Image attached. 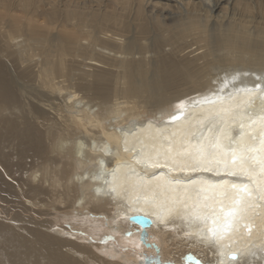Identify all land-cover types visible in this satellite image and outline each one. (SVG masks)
<instances>
[{"label":"bare ground","instance_id":"bare-ground-1","mask_svg":"<svg viewBox=\"0 0 264 264\" xmlns=\"http://www.w3.org/2000/svg\"><path fill=\"white\" fill-rule=\"evenodd\" d=\"M81 1L0 0V264H264V204L219 244L179 214L160 223L161 202L196 196L168 177L213 178L170 171L174 139L213 125V136L236 138L242 122L264 136V100L239 91L255 76L222 90L225 78L264 72V23H224L213 0H197L202 14L192 0ZM188 37L200 44L190 49ZM102 212L109 236L134 232L116 236L124 251L88 238L85 222L101 224L78 216ZM135 214L152 220L143 238Z\"/></svg>","mask_w":264,"mask_h":264},{"label":"snow or ice","instance_id":"snow-or-ice-1","mask_svg":"<svg viewBox=\"0 0 264 264\" xmlns=\"http://www.w3.org/2000/svg\"><path fill=\"white\" fill-rule=\"evenodd\" d=\"M251 76H255L258 81L255 87L239 91L245 93L249 102L258 95L264 100V72L259 75L251 72L237 73L232 76L231 81L225 78L222 90L231 82L242 81V78L246 80ZM215 118L210 117L209 123ZM261 119L264 120V117ZM255 123L256 121L251 122ZM251 124L248 125L249 128ZM206 126L201 122V128ZM214 128L215 125L209 128L207 135L202 131H188L170 143L167 155L174 162L170 171L212 173L213 178L205 179L197 185V181L191 180L190 175L183 178L168 177L167 185L178 186L182 180L195 185L196 196L195 199L191 195L179 199L172 197L161 202L160 223L163 224L169 217L179 214L190 228L198 226L196 236L210 244H219L233 230H239L250 210L264 204V136L257 142L256 136L245 131L246 125L243 122L239 125L240 134L236 138H233L231 130L227 134L221 132L213 136ZM110 191L116 192V188L112 187ZM171 191H176V188H171ZM187 191L185 187V193ZM209 221L215 227H209ZM245 227L251 230L250 225L245 224ZM192 234L185 233L186 236ZM125 235L131 236L132 233L129 231ZM229 256L235 258L237 254L232 252Z\"/></svg>","mask_w":264,"mask_h":264},{"label":"rangeland","instance_id":"rangeland-1","mask_svg":"<svg viewBox=\"0 0 264 264\" xmlns=\"http://www.w3.org/2000/svg\"><path fill=\"white\" fill-rule=\"evenodd\" d=\"M81 1V0H80ZM88 2L90 5H94L95 4V1L94 0H82L81 2ZM94 3H93V2ZM164 2L166 1V0H163ZM168 1V0H167ZM171 3L174 1V0H169ZM183 4H185V3H187V1L188 0H184V2H183V0H180ZM193 1V2H192ZM192 1H190V2H192L193 4H192V6H191V9H193V8H195L196 10H197V13L198 14H202V12H203V10H201V9H203L202 7V5L197 1V0H192ZM214 2H216V1H219L220 2V7H223V9H224V7L225 8H227V9H225L226 10V12H224V10H217V11H215V15H216V13L217 12H223V13H226V14H221L222 15V17L224 18L223 19V22L224 23H228V21L230 20V18H232L233 16L236 18V19H241V20H243V21H245V22H247V26L248 27H254L255 25L257 26V24H261V23H264V12H263V9H260V7H259V5H258V0H213ZM263 1V5H264V0H262ZM228 2V3H227ZM238 2V3H237ZM92 3V4H91ZM197 5V7L195 6V5ZM247 4H249V5H251L250 7L251 8H248V10L247 9H245L246 8V6H247ZM193 11H195V10H193ZM202 11V12H201ZM218 15V14H217ZM225 15V16H224ZM17 16L18 17H26V15L25 14H22V13H17ZM39 16V15H38ZM38 16H35V17H33V19L38 23V25L39 26H41L42 28H44L46 25L45 24H47L46 22H43L44 21V17H42V16H39V18H38ZM195 16V15H194ZM232 16V17H231ZM40 17H42V18H44V19H42V18H40ZM171 18L168 16L167 18H165V22L167 23V24H170L171 23V20H170ZM228 20V21H227ZM260 22V23H259ZM40 23V24H39ZM44 25H43V24ZM255 23V25H253ZM48 26V27H47ZM46 27L47 28H49V31L51 30L50 28H52V30L50 31L51 33H53V31L54 32H56L54 29V27H52V26H49V25H47ZM193 38H191V37H188L187 38V40H188V44H191V47H190V49L191 48H194L195 46L197 47L200 43L198 42V41H196V40H192ZM194 41H196V42H194ZM193 44V45H192ZM189 50V49H188ZM214 72H216V70L214 71ZM92 214H95V213H92ZM104 215V216H103ZM95 216L96 217H90V216H87V215H85V216H78V217H85L84 219L85 220H97L98 221V223H100L101 224V226H100V231L99 230H97L96 228L95 229H93L92 228V224H93V221H86L85 223H87L86 224V226L88 225V227L92 230V232H93V235L92 234H87L88 235V238H91L92 240H96V242L98 243V244H105V243H109V242H113L114 241V243L115 244H117V246L118 247H120V248H122V251H124L125 250V243H119L118 241H117V237H121V238H127L128 236L127 235H125V233L126 232H131V233H134L133 231H132V229H130L129 227H127V226H125V225H120L119 226V228L117 229V232H118V234L116 235V236H109V232H108V227H107V223H108V216L105 214V213H96L95 214ZM102 216V217H101ZM67 217H77L76 216V214H73V215H71V216H67ZM88 218V219H87ZM91 218V219H90ZM107 218V219H106ZM68 222V221H67ZM57 224H63V225H67L66 224V222H64V220H62L61 222L59 221V222H56ZM89 223H90V225H91V227L89 226ZM106 223V224H105ZM123 227V228H122ZM121 228V229H120ZM99 231V232H98ZM120 231V232H119ZM97 232V233H96ZM94 233H96L95 235H94ZM108 234V235H107ZM90 236V237H89ZM83 237V235H81L80 234V238H82ZM113 239V240H112ZM130 239V238H129ZM107 241V242H106ZM116 241V242H115ZM105 242V243H104ZM173 251H175V250H173ZM105 252V251H104ZM102 254H104V253H102ZM104 256H106V254H104ZM188 256H191L190 254L189 255H187L186 257H188ZM108 256H106V258H107ZM109 258V257H108ZM137 259L135 258H132V261H131V263L130 264H132V263H134L133 261H136ZM130 262V261H129ZM137 262V261H136ZM145 264H153V263H145ZM170 264H176V263H170Z\"/></svg>","mask_w":264,"mask_h":264},{"label":"water","instance_id":"water-1","mask_svg":"<svg viewBox=\"0 0 264 264\" xmlns=\"http://www.w3.org/2000/svg\"><path fill=\"white\" fill-rule=\"evenodd\" d=\"M128 219H129L130 222L136 223V224H138L142 228V231L140 233V237L141 238L145 237L146 236L145 228L151 225L152 220L149 217L144 216L142 214L132 215ZM228 258H230V259H236L237 256L235 258H232L228 254Z\"/></svg>","mask_w":264,"mask_h":264}]
</instances>
